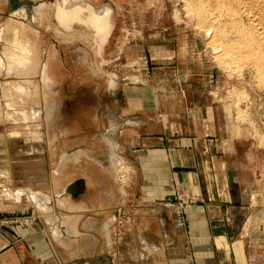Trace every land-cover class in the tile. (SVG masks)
Returning a JSON list of instances; mask_svg holds the SVG:
<instances>
[{"label":"rangeland","instance_id":"374dc122","mask_svg":"<svg viewBox=\"0 0 264 264\" xmlns=\"http://www.w3.org/2000/svg\"><path fill=\"white\" fill-rule=\"evenodd\" d=\"M19 1L29 3L27 7L23 4L17 7L24 9L25 22L22 21L23 14L16 19L10 16V0H0V55L2 47L9 50L7 42L14 44L18 36L28 44L34 41L40 62L44 61L42 53L47 52L45 60L49 59L52 79L51 94L46 91L41 94L45 97L41 96V99L50 102L52 110L46 124L40 121L28 125V128L24 123L18 125L8 120L5 115L7 100L0 92V196L3 194L4 200H12L13 203L22 202L19 208L0 210V231L17 241L11 247L16 250L20 263L82 264L69 258L68 252L52 240L54 226H61V222L66 220V189L74 186L64 185L61 178L68 173L74 178L84 176L85 167L75 165L82 153L80 146L88 145L91 156L99 157L105 149L101 144L102 136L113 129L112 138L119 162L115 169L111 163L106 164L107 158L105 168L117 171V183L124 188V195L115 191V200L111 201L107 215L109 218L111 214L118 215V221L116 217L112 219L114 224L109 227L111 239L104 242L102 237H97L105 252L96 254V257L105 255L113 263L114 256H121L120 250L134 233L137 237L134 245L140 253L147 250L157 252L158 242L162 240L157 222L153 224L155 246L152 248L146 246L150 239H145L143 224L149 219L157 221L154 211L163 209L167 211L171 228L185 239L180 264H213V260L206 259L213 250L211 234L203 228H193L190 222L193 210L190 209H204L206 212L214 202L220 205L223 216L226 209L231 214L230 226L225 225L228 237L239 239L243 236L247 240L245 261L241 258V246H235L240 258L238 262L264 264V90L261 92L246 72L229 71L218 64L212 47L213 21L207 19L205 23L206 19L201 21L187 14L183 0ZM71 6L84 12L79 19L75 18L74 24L70 19L71 26L69 20L63 25L65 20H58L57 13ZM87 12L96 18H107L104 19L103 30L86 25L87 17H91ZM201 22L206 26H201ZM109 25H113L112 31H108ZM210 25L212 27H208ZM199 26L202 28L198 29ZM210 34L212 39L209 40ZM3 80L0 76V84ZM112 81L115 86L110 89ZM18 105H14L16 112L23 109ZM119 106L123 113H126L125 107L131 106L141 115L148 111L186 115V129L192 131L195 128L196 134L205 141L197 146L200 159L196 169L203 176L198 181L200 195L196 200L192 195H183L171 188L161 196L156 193L162 183L171 182L166 178L165 168L162 170L164 166L153 165L146 151L137 155L123 151L115 142L119 127L117 121H111L107 130L109 110L117 111ZM160 127L156 126L157 133ZM146 132L139 131L140 141L152 135ZM52 142H55V149L52 148L55 154L49 151ZM65 151L76 157L61 164L59 160ZM36 157L52 172L53 186L58 194L47 195L41 190H30V186L25 189L17 187L23 182H20L16 161L22 170ZM81 160L84 161L83 158ZM87 162H83L84 166L90 164V173L94 174L97 169L92 166L96 164ZM41 168L39 176L45 187L49 174L43 165ZM11 169L14 171L12 175ZM211 173L213 175L209 176ZM31 182L36 184L37 181L32 179ZM111 184L107 181L106 187L114 191ZM4 193L9 195L4 196ZM18 193L21 195L19 198L16 196ZM40 206L45 209L51 207L52 212L46 215ZM118 207H121L120 212ZM77 246L81 247V244ZM119 261L130 264L119 257L115 259L116 264ZM147 262L139 259L138 264Z\"/></svg>","mask_w":264,"mask_h":264},{"label":"crops","instance_id":"0c3cea01","mask_svg":"<svg viewBox=\"0 0 264 264\" xmlns=\"http://www.w3.org/2000/svg\"><path fill=\"white\" fill-rule=\"evenodd\" d=\"M121 97L122 95H120V98ZM129 102L132 103V101ZM116 109L117 111L115 109L114 111L112 109L109 110L108 118H110L108 119L107 130L109 129V123L111 121H117L119 127L116 129V142H118L121 149L123 151L135 152L136 155L138 152L146 151V153H148V160L151 161L153 165L157 164L164 166L162 167V170L164 171L163 168H165L166 178L171 180L170 183H162L156 193L161 196L162 192L165 193V190L171 188L173 191L177 190V192H180L183 195H192L196 200L200 195L198 181L199 179H202L203 176L202 173L196 169L200 159L197 157L200 156L197 146L198 144H202L201 141L203 142V139L202 136L196 134L195 128H192V131L186 129V115L179 116L175 113H173L175 115H172L170 112L148 111L143 114V117V115L137 114V111H133L134 109L131 108V106H129V108L125 107L126 113L122 112L121 106L116 107ZM121 118H129L130 120L123 122ZM194 123L196 124V122ZM152 126H154V128H152ZM156 126H161L158 130L159 133L156 132ZM145 130L147 131L146 133L151 132L152 135L145 138L144 141H140L141 137H139L138 133L139 131ZM179 132H182L183 134L180 135ZM53 143L55 142L50 144L49 151L50 153L55 154ZM101 144L103 145V148H105L103 154L95 158L89 153L90 149L88 145L80 146L81 148H79V150L82 153L78 155L80 157L75 161V165L85 167L84 176L74 178L73 175L71 176L70 173H68L67 176L61 178L62 180L64 179V185H74L72 188L66 189L65 204L68 210L72 205L75 209L69 211L66 210L65 212V219H69L70 223L68 224L67 221V225L65 226L66 231L69 230L66 232V236L64 238L61 237V239L58 240H52L68 252L69 258H72L75 262L81 261L82 264L93 262V264H116L115 259L118 257L123 259V261L125 260L124 262L129 261L130 264H138L139 259L149 261L146 264H180L183 260L182 252L185 239L181 233H178L171 228L170 219L166 213L167 211L163 209H161L162 211H154V216L157 221H154L155 219H149V221L143 224L145 227V239H150L146 246L147 248H152L155 246L153 244L155 234L153 224L154 222H157L156 226L160 229V239H162L158 242L159 247L157 246L156 248L158 250L157 252L147 250L144 254L143 251L140 253L137 246L135 247L134 245V239H137L136 233H134V235L130 237L129 243H126L125 247H122L120 250L121 256L119 255L116 257L117 254L114 256L113 263H111V259L105 255L96 257V254L105 252L104 247L100 245V241L97 237H102L104 242L107 241L106 239H111L109 227L114 224H112V219L116 217L115 219L118 221V215L111 214V218L107 215L111 201L115 200V191L124 195V188L117 183V171L112 172L105 168V165L112 163V160L111 155L108 154V146L103 139L101 140ZM64 153L71 152L65 151ZM106 155L108 157H106ZM116 156V160L119 162L118 155ZM81 158H83L84 161H82ZM107 158L110 162L108 161L106 163ZM83 162H87V164L93 162L92 164L96 165H94L95 167L92 166V168H96L97 171L94 174H91L90 172L92 171H90V164L84 166ZM16 163L18 165L17 173L18 175L21 174L20 182H23V184L21 183V185L17 187L25 189V187L30 186L32 188L30 190L33 191L41 190L42 192H46L47 195L58 194L56 188L53 186L52 172L48 170V167L44 165L42 160L36 157L31 165L28 164L27 166H23L22 170H19V162L16 161ZM41 165L46 168L45 170L48 171L47 175L49 174L50 178H48L45 187L42 186L41 183L43 180L39 176V171L42 170ZM36 166H38L39 170ZM194 169L196 171H194ZM26 170H28L30 174L29 176ZM11 172L12 175L14 173L13 169H11ZM212 175L213 173L209 174V176ZM162 178L164 179V176ZM32 179L37 181L36 184L31 182ZM26 181H29V184L32 185L27 184ZM107 181L112 182L111 185L115 189L114 191H111L106 187ZM10 186L15 188L14 185ZM225 186L227 194L229 195V188L227 187V184ZM2 196L3 194L0 196V210L19 208L22 206V202L18 204L16 202L13 203L12 200H4ZM68 203L71 205L69 206ZM115 208H113V210H115ZM120 209L121 207L117 208L118 212H120ZM190 210H193L190 216V222H192L193 228H203L208 231L207 234H211L209 235L213 241V248L211 247L213 250L207 255L206 259L213 260V264H232V261L233 264H243L242 261L241 263L238 262L240 258L235 252V246H241V258L243 257L242 259L245 261V244L247 243V240L242 238L243 236H240L239 239H230L228 237L225 225L230 226L229 222L231 214L229 213V210L226 209V215L223 216L221 214L220 205H215L214 202L206 212L204 209L201 211H194V209L191 208ZM84 216H86L87 219L84 220ZM70 226L72 229H69ZM70 230H72V234L73 231H75L74 234H76L72 235ZM16 242H14V239L12 240L10 236L0 231V264H21L16 250L14 247H11V245ZM150 243L153 245L151 244V246ZM78 244H81V247H78ZM119 264H121V261H119Z\"/></svg>","mask_w":264,"mask_h":264},{"label":"bare ground","instance_id":"6f19581e","mask_svg":"<svg viewBox=\"0 0 264 264\" xmlns=\"http://www.w3.org/2000/svg\"><path fill=\"white\" fill-rule=\"evenodd\" d=\"M183 1L186 5L187 14L190 13L192 14V16H195L201 21L202 20L204 21L206 19L205 23H207L206 22L207 19H211L213 21V28L211 29L213 31L212 33L213 34V40H212L213 46L212 45L211 46L213 47L214 57L216 61L218 62V64H220V66L222 65L223 67L224 66L227 67L229 71L238 70V71L246 72L245 74L248 75V78L251 81H253V84L255 83V86L262 92V90H264V0H183ZM19 2L20 4L26 5V7L27 5H29L27 1H24V3H21V1ZM64 10L65 11L63 12L57 13L59 16L58 20H65L64 21L65 23L62 22L63 25H66V23H68V20L70 23V19L72 20V22L74 20L76 22V19H79L78 17H80L79 15L83 14L84 12L83 9H80L75 6L64 8ZM24 13L25 12L23 8H20V9L15 8L14 10H11L10 8V16L12 18L16 19V17H18L19 14L20 15L23 14L21 15L23 16L22 21L25 22L26 15ZM87 14H88L87 16L90 15L89 12H87ZM98 14H95V15H98ZM104 19L106 20L107 18H100V17L96 18L93 16L89 18L87 17L86 25L87 26L91 25L93 28H96L95 30H98L100 28L102 29V27L105 26L103 24L105 23ZM30 22L31 21H29V23ZM85 23L86 22H84V24ZM72 24H74V22ZM72 24L70 23L69 26H71ZM200 24H203L201 26H204V23L201 22ZM110 25H109L108 31H112L111 29L113 25L112 26ZM201 26H199L198 29L202 28ZM208 27H212V25ZM208 30L210 31V28ZM13 32L16 33L15 30H13ZM212 34H210L209 40L212 39ZM18 37L14 41V44L7 42L6 45L9 47V50H5L3 46L2 49L4 53L1 52L2 54L0 55V76H2L4 79L3 82L0 84V92L3 94L4 98L7 100V102L5 103V106L7 108V113L5 115L8 120H12L13 122L15 121L14 123L17 122L18 125L24 123L26 124V127H28V125H33L40 121L46 124L47 122L45 121L48 120V114L51 110V105L48 100L47 101L43 100V98L45 97H43L44 94L43 95L41 94L44 93V91H46V93L48 94H51L50 86L52 83V79L50 75V63H48L47 61L49 59L45 60L47 57V52L42 53L41 57L42 59H44V61L40 62L39 51H36L37 49H34V46L36 44L33 46L34 41H32L33 43L29 42V44L30 43L32 44V45L30 44L31 45L30 46L25 41L22 42L20 40V37L19 38ZM103 39L104 38H102V40ZM212 41H210V43ZM113 86H115V82L112 81L111 83H109V88L111 89ZM41 96L43 97L42 99H41ZM37 97L39 99L38 101H37ZM34 99L36 100L34 101ZM50 99H52V97ZM18 102H20L21 104H19ZM17 103L21 105V108L23 107V109H20V112H16L14 108L15 107L14 105H18ZM35 106H38V107L36 108ZM1 113H2V105H0V114ZM112 130L107 135L104 134L102 137L108 144V148H109L108 154L111 155V160H112L111 164H112V167L115 168L117 166V162H116L117 156H116V145L113 142V138H112L114 134ZM39 139L40 138H37L36 140L39 141ZM51 141L49 139V142ZM75 157L76 156H74L71 153H64V155L61 157L59 161L61 164H63V163H67L69 160L71 161L74 160ZM20 191L23 192V190H20ZM6 195H9V193H6L4 196ZM32 195H35V194H32ZM16 196L17 198H19L21 195L19 194ZM37 197H40V196L37 195ZM40 199L42 198L40 197ZM35 201L33 200V202ZM28 202L30 203V201ZM70 205L71 204H69V206ZM72 206L69 208V210L75 209ZM50 208L45 209L44 207L40 206V209H44L45 212L44 211L43 212L46 215L48 214V212L50 211L52 212V209ZM54 219H52V221ZM67 221H68V224H70L69 219L66 221L64 220L61 222L62 227L60 225L58 226L53 225L55 228L54 239L58 240V239H61V237L64 238L66 236L67 234L66 232L69 231V230L66 231V228H65V226L67 225ZM69 229H72L71 226ZM70 231L72 234V230ZM64 232L66 234H64ZM74 232L75 231H73V234Z\"/></svg>","mask_w":264,"mask_h":264},{"label":"water","instance_id":"95a60500","mask_svg":"<svg viewBox=\"0 0 264 264\" xmlns=\"http://www.w3.org/2000/svg\"><path fill=\"white\" fill-rule=\"evenodd\" d=\"M19 5H20L19 0H10V8H11V10H14Z\"/></svg>","mask_w":264,"mask_h":264}]
</instances>
